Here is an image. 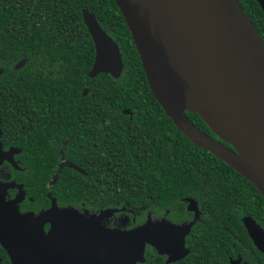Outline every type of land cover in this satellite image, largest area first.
<instances>
[{"label":"trees","instance_id":"trees-1","mask_svg":"<svg viewBox=\"0 0 264 264\" xmlns=\"http://www.w3.org/2000/svg\"><path fill=\"white\" fill-rule=\"evenodd\" d=\"M237 1L264 39V13L258 3ZM82 9L92 11L118 44L124 64L119 78L88 76L95 51ZM22 57L27 63L19 86L25 85L28 112L41 110L42 119L47 110H53L51 115L56 110L70 112L57 133L52 123L32 124L28 137L43 145L26 149L29 175L43 174L45 184L61 156L50 146V138L71 135L62 151L84 174L63 168L55 189L95 199L96 205L102 200V207L117 202L136 208L151 201L157 215L165 209L184 213L182 199L190 197L208 213L204 221L211 223L239 222L246 214L264 218V198L256 188L192 144L151 95L130 32L113 0H0V66L10 67ZM85 87L90 92L83 97ZM125 109L133 112L132 117L123 114ZM186 115L216 138L196 113ZM29 180L28 190L40 197L45 187Z\"/></svg>","mask_w":264,"mask_h":264},{"label":"water","instance_id":"water-1","mask_svg":"<svg viewBox=\"0 0 264 264\" xmlns=\"http://www.w3.org/2000/svg\"><path fill=\"white\" fill-rule=\"evenodd\" d=\"M113 1L130 32L150 93L165 115L192 144L224 162L264 198V39L239 2ZM255 1L264 13V0ZM81 13L95 51L88 76L119 78L124 64L118 44L92 11ZM87 93V88L82 90L83 97ZM186 112L196 113L216 138L198 128ZM123 114L132 117L133 112L125 109ZM60 155L50 185L64 167L84 173L64 162L63 151ZM187 199L188 210L197 207L193 198ZM243 222L259 246L263 238L255 221L245 217ZM166 224L189 229L169 224L163 217L128 232L140 257L145 244L166 254Z\"/></svg>","mask_w":264,"mask_h":264},{"label":"flooded vegetation","instance_id":"flooded-vegetation-1","mask_svg":"<svg viewBox=\"0 0 264 264\" xmlns=\"http://www.w3.org/2000/svg\"><path fill=\"white\" fill-rule=\"evenodd\" d=\"M26 63L22 57L10 67L0 66V264H264V218L259 215H242L239 222H205L208 213L196 200L197 207L188 210L189 197L182 199V214L165 209L157 215L151 201L150 205L136 208L117 202L102 207V200L96 205L95 199L55 189L60 173L56 183L50 185L60 157L45 184L41 181L43 174L29 175L26 149L43 145L28 137L33 132L32 124L52 123L57 133L65 123L64 115L70 112L56 110L51 115L53 110H47L44 119L41 110L28 112L25 85L19 86L25 80L21 70ZM85 88L88 95L90 88ZM70 137L54 135L50 146L60 153L70 143ZM64 162L70 161L64 158ZM29 179L45 187L40 191L43 196L28 190ZM53 204L54 210L50 211ZM163 217L169 224L189 229H172L166 224V254L145 244L140 257L139 247L132 245L128 232ZM245 217L252 218L259 228L263 238L259 246L243 222Z\"/></svg>","mask_w":264,"mask_h":264},{"label":"rangeland","instance_id":"rangeland-1","mask_svg":"<svg viewBox=\"0 0 264 264\" xmlns=\"http://www.w3.org/2000/svg\"><path fill=\"white\" fill-rule=\"evenodd\" d=\"M170 210V209H169Z\"/></svg>","mask_w":264,"mask_h":264}]
</instances>
